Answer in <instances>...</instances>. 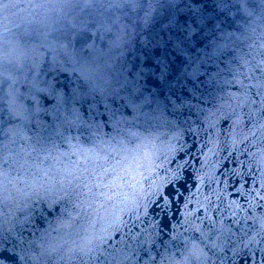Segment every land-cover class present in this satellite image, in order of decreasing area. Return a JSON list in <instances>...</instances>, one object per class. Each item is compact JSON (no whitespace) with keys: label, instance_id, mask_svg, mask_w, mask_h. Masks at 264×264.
Wrapping results in <instances>:
<instances>
[{"label":"clouds","instance_id":"obj_1","mask_svg":"<svg viewBox=\"0 0 264 264\" xmlns=\"http://www.w3.org/2000/svg\"><path fill=\"white\" fill-rule=\"evenodd\" d=\"M0 264H264V0H0Z\"/></svg>","mask_w":264,"mask_h":264}]
</instances>
